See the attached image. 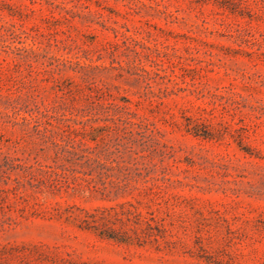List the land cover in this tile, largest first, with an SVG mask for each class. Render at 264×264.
<instances>
[{
  "label": "rangeland",
  "instance_id": "1",
  "mask_svg": "<svg viewBox=\"0 0 264 264\" xmlns=\"http://www.w3.org/2000/svg\"><path fill=\"white\" fill-rule=\"evenodd\" d=\"M0 264H264V0H0Z\"/></svg>",
  "mask_w": 264,
  "mask_h": 264
}]
</instances>
